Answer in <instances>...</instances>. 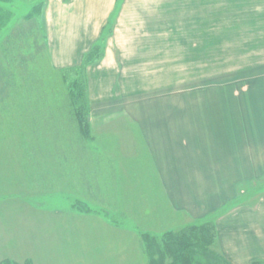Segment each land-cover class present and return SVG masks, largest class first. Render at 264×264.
Listing matches in <instances>:
<instances>
[{"label":"rangeland","instance_id":"rangeland-1","mask_svg":"<svg viewBox=\"0 0 264 264\" xmlns=\"http://www.w3.org/2000/svg\"><path fill=\"white\" fill-rule=\"evenodd\" d=\"M46 4L0 0V264H152L159 252L164 264L171 261L166 236L178 240L211 223L225 238L251 219L262 222L264 76L257 75L264 69V30L254 33L255 22L248 25L232 0H126L117 29L125 77L110 84L112 98L139 107L152 137L163 142L167 134L176 152L169 164L184 177L167 180L170 208L147 156L134 154L138 179L116 184L112 161L81 143L65 71L48 67ZM95 47L84 62L99 60ZM68 70L75 77L82 71L86 81L84 67ZM85 99L89 107L88 91ZM121 112L116 126L131 129V110ZM130 134L139 139L137 130ZM166 147H156L160 156L167 157ZM127 187L136 205L119 211L115 201L126 200ZM258 224L253 245L231 234L224 244L240 264L264 262ZM260 244L251 255L247 246ZM224 246L214 241L210 249ZM237 246L244 252L236 254Z\"/></svg>","mask_w":264,"mask_h":264},{"label":"crops","instance_id":"crops-1","mask_svg":"<svg viewBox=\"0 0 264 264\" xmlns=\"http://www.w3.org/2000/svg\"><path fill=\"white\" fill-rule=\"evenodd\" d=\"M46 3L42 21L46 37L45 47L49 60L48 67L52 66L53 69H57L61 72L71 68H85L84 73L89 96L88 130L90 138L86 140L80 139L81 143L92 144L93 150L96 149L101 155H104L112 161L111 164L115 170L114 176L116 184L118 180L121 184V179H138L132 163L134 154L139 152L143 156H147L148 162L152 167V174L159 180H162L161 183L163 182L167 203L168 205L170 204L171 208L174 203L170 191L171 187L168 185L167 180L170 178L184 177L183 175H177L176 173H179L177 168L169 164L170 157H175L176 152H173L172 147H170V141H165L167 139V134L164 135L165 138L163 142L160 139L161 137H158V134L152 137L150 133L144 131L146 128L140 121L139 112L137 110L139 107H134L135 104L130 106L128 104H122L121 101H118V98H112L110 84H113V82H121L122 77H125L121 71V67L124 68L125 63L122 56L120 57V53H118V47L121 51V45L119 44L117 29L121 23L120 19L122 18L126 0H49L48 2L46 0ZM232 4L235 10L242 12V16H245L249 20L248 25L252 26L251 22H255L254 33L258 35L262 32L260 30H264V0H232ZM16 28L17 25L11 28L9 32L14 33V35L17 34ZM105 31L108 33H105ZM31 34H33V32H31ZM249 34H251L250 29ZM26 35L29 34L27 33ZM25 41H28L26 37ZM97 44L101 47L99 60L90 63L84 62L87 53ZM262 45L264 48V42ZM24 50L25 53H28V47H25ZM25 68L28 69V67ZM28 70H32V67ZM260 71L261 72H259L257 76H264V69ZM121 74L123 75L122 77ZM104 84H106V87ZM114 102L116 103L113 104ZM127 108L130 109L133 114V127L131 128L129 125L131 129H123L116 126V122L120 121L123 117L121 111L127 110ZM57 123L58 122H56V124ZM167 128L170 131V125H167ZM134 130H137L139 139L136 138V140H133L129 138L132 135L130 133ZM51 131L53 130L51 129ZM122 135H126L127 139L122 138ZM158 140L162 143L158 142ZM133 145H135V147L131 151L129 149L127 151L122 150L123 148H127L126 146L132 147ZM156 147H166L165 150L167 151H165V154L167 157L160 156ZM156 151L158 154H156ZM137 156L138 155H136V157ZM117 161L122 163H118ZM121 188H125L124 183ZM125 190L126 192H124V194L126 195V200L121 202V199H118L115 201L119 206V211L130 210L136 205L130 194V189L127 187ZM137 194H140L139 189L136 190L135 196H137ZM128 195L131 202L130 206H128L129 202L127 201ZM141 203H143L142 200ZM105 206V208L110 209L107 205ZM100 207L104 206L101 205ZM136 210L140 209L136 208ZM257 224L258 226H264V218L262 222L251 219L249 222L250 226L245 230H231L225 238H219L218 235H216L215 242L218 241L224 246V244L229 241L228 239L231 234L233 236L237 235V240H233L234 242L239 244L241 240L243 242L244 239L242 238L250 237L249 243L253 245L255 240H253L254 237H251L253 233L252 228L257 226ZM229 248L228 246H224V251L217 250L225 258L233 262V264H240V262L235 259L236 255L232 256L229 254V252L233 250ZM247 248L251 255H255L259 248H263V244H260L258 247H256V245L254 247L247 246ZM234 249L236 254L239 249H241L240 252H244L245 250L242 246H237ZM241 259H243V254ZM255 260L256 259L253 258V260L249 262L252 263Z\"/></svg>","mask_w":264,"mask_h":264},{"label":"trees","instance_id":"trees-1","mask_svg":"<svg viewBox=\"0 0 264 264\" xmlns=\"http://www.w3.org/2000/svg\"><path fill=\"white\" fill-rule=\"evenodd\" d=\"M97 47H93L88 53V55L92 53ZM98 57V56H97ZM92 61L94 59H91ZM82 73V71H80ZM79 72V73H80ZM68 73H72L73 78L68 77ZM77 72H72L70 70L64 72V80L67 83L69 96L71 97L72 103V113H73V121L76 124V129L81 134V139H89L90 134L88 130L89 124V107L86 103V87L83 73L77 77H75ZM188 232H182L176 238L178 240H173L172 237H165V247L166 252L170 258V262L164 264H233L229 259L225 258L218 251H212L210 246H212L213 242L216 238V227L209 223L204 224L199 229L189 228ZM175 234H173L174 236ZM184 247V248H183ZM197 249L198 252L195 253L193 250ZM191 250V251H189ZM196 250V251H197ZM184 251L187 253V256L184 255ZM158 261L156 259L152 260V264H163L162 253H158ZM161 256V257H160ZM151 259V258H150ZM151 261V260H150ZM5 264V263H4ZM251 264H264L263 261L255 260Z\"/></svg>","mask_w":264,"mask_h":264}]
</instances>
